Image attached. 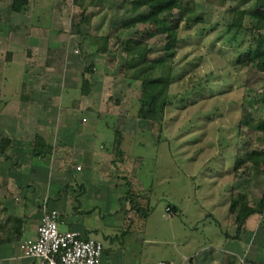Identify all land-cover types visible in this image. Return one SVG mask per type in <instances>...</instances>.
<instances>
[{
    "label": "rangeland",
    "instance_id": "374dc122",
    "mask_svg": "<svg viewBox=\"0 0 264 264\" xmlns=\"http://www.w3.org/2000/svg\"><path fill=\"white\" fill-rule=\"evenodd\" d=\"M130 1L95 0L85 11L72 0H42L43 12L35 20L40 23L38 29H17L12 24L1 28L0 24V107L20 97L27 74L24 64L14 59L39 57L36 64L41 77L34 79V85L41 89L64 84L60 77L45 75L50 64L62 68L66 57H77L73 61L76 70L87 73L95 89L103 90L99 143L104 140L111 146L118 131L125 135L122 150L128 155L130 171L121 182L135 184L137 189L130 190V198L138 192L145 202V214H139L130 229H118L105 244L133 264L143 258L182 264L184 255L196 254L201 261L216 249L227 250V233L237 235L233 197L242 193L255 205L264 191V172L247 163L249 152L264 150V67L258 61L250 66L235 63L238 51L245 47L238 50L222 35L233 9H244L249 25L256 0L194 1L205 22L191 28L185 22L180 26L172 99L165 120L158 124L140 120L142 82L123 78L121 71L127 62L129 40L147 42L152 58L165 53L167 29L178 17L180 3L173 13L153 21L144 18L149 6L132 11ZM96 36L109 38L106 54L92 43ZM250 42L249 36L244 45ZM261 42L264 32L256 35L254 46ZM90 66L92 71L87 72ZM68 103L66 99L63 112L78 128L80 120L91 115L68 108ZM127 190L113 191L123 194ZM27 201L35 216L42 217L36 203ZM168 204L179 209L178 214H170H176L173 219L164 217ZM250 221L248 231L242 234V228L239 242L235 240L239 252L231 256V264H264V216L253 215ZM144 225L145 234L153 240L146 244L142 243ZM60 229L66 230L64 226ZM13 254L24 256L21 247ZM226 263L225 257L222 264Z\"/></svg>",
    "mask_w": 264,
    "mask_h": 264
},
{
    "label": "crops",
    "instance_id": "0c3cea01",
    "mask_svg": "<svg viewBox=\"0 0 264 264\" xmlns=\"http://www.w3.org/2000/svg\"><path fill=\"white\" fill-rule=\"evenodd\" d=\"M13 1L0 0V24L3 25L1 28L12 24L17 29H38L40 23L35 20L38 13L43 12L40 6L42 0H31L20 12L13 9ZM38 58L14 59L15 62L18 60L24 64L27 74L20 97L7 100L0 107V226L10 227L16 223L17 218L23 222V235L20 240L0 244V264H36V259L13 254L21 247L22 242L38 237V226L42 217H36V211L30 210L28 199L36 203L37 211H42V204L48 201L52 208L59 211L60 226L66 228L64 231H80L88 238L102 241L105 247L103 264H133L127 262L125 255L120 251L105 244L106 241H112L113 233L118 229H130L134 219L139 214H145L146 209L143 206V197L138 196V192L133 193L130 198V190L137 189L135 184L126 179L124 184L121 182L122 176L127 177V171H130L128 155L122 150L123 144L122 156H118L117 137L111 141V146L104 140L99 143L98 118H101L100 104L103 102L100 94L103 90L99 86L95 89L90 76L85 73L91 83L90 93L82 94L80 87L83 73L76 70L73 63L77 57H66L62 68H58L56 63L50 64L45 75L56 79L60 77L64 84L40 89L34 85V79L41 77L39 66L36 64ZM77 93L80 94L79 98L76 97ZM71 94L76 98L72 99ZM66 99L69 102L68 108L79 109L82 113L91 115L84 116L78 128L73 119L65 116L63 112L62 106ZM38 135L53 149L49 158L34 156L33 144ZM122 136L123 142L125 135ZM262 139L264 141V132ZM76 161L74 172L73 164ZM121 187L128 189L127 192L118 194L113 191ZM170 206L175 205L168 204L167 208ZM167 208L166 214L164 213L166 219H173L175 213L179 212L176 206L171 217ZM251 218L253 216L247 220L242 234L248 231ZM146 230L147 226L144 225V244L153 241L145 234ZM228 235L225 252L222 248L216 249L201 261L197 254L190 257L184 255L182 264H222L225 257L226 264H231V256L239 249L237 250L235 244L237 239H234L231 233ZM1 236L0 228V238ZM240 252L243 253V249ZM144 255L142 257H145ZM161 261L174 264L167 259L147 261L144 258L136 264Z\"/></svg>",
    "mask_w": 264,
    "mask_h": 264
},
{
    "label": "trees",
    "instance_id": "16d2710c",
    "mask_svg": "<svg viewBox=\"0 0 264 264\" xmlns=\"http://www.w3.org/2000/svg\"><path fill=\"white\" fill-rule=\"evenodd\" d=\"M195 0H131L133 5L132 11L139 10L144 6H149V13L144 18L160 21L162 14L173 13L177 5L180 3V11L178 17L173 19L172 24L168 27L166 50L163 55L158 58L151 57L150 45L143 40L127 41V62L121 76L123 78H131L142 82V90L140 97V106L138 116L141 119L161 123L165 120L166 111L172 99L171 84L176 78V55L177 48L180 43L181 24L185 22V26L191 28L194 24L204 23L203 16L198 13L194 7ZM31 0H14L13 9L20 12L24 6L28 5ZM75 6L87 10L89 6L95 4V0H72ZM212 3L224 4L223 0H211ZM247 12L244 9H233L231 17L226 26V30L222 35H226L227 41L237 48L239 54L235 59V63L250 66L258 61L259 66L264 67V43H259L254 46L256 35L264 32V0H256L255 10L250 14L249 25H246ZM86 22H90L89 17H84ZM126 25H130L126 23ZM251 37V42L244 45L245 38ZM92 43L99 45L97 51L101 54H106L108 50L109 38L105 36L94 37ZM12 57V54L9 55ZM86 71H92L91 66L87 67ZM90 81L85 74L81 77V92L84 95L90 93ZM264 127V126H263ZM262 127V128H263ZM122 134L117 132L116 150L117 155L122 156ZM34 156L36 158H49L52 154V147L47 144V141L40 135L37 136L33 144ZM247 163L251 168L258 169L264 172V150H254L248 153ZM247 164V165H248ZM240 165V164H239ZM174 211L176 206H170ZM42 209V207H41ZM233 214H235V222L238 225V233L234 239H240V233L245 226L247 220L256 214L264 215V191L262 198L255 205L248 202L247 197L242 193H237L233 197L232 206ZM21 219L16 220V223L10 227L0 226L2 236L0 244H8L14 240L22 238ZM227 236L228 233H227ZM170 263V262H169Z\"/></svg>",
    "mask_w": 264,
    "mask_h": 264
},
{
    "label": "built area",
    "instance_id": "2783aa9c",
    "mask_svg": "<svg viewBox=\"0 0 264 264\" xmlns=\"http://www.w3.org/2000/svg\"><path fill=\"white\" fill-rule=\"evenodd\" d=\"M171 214V207L167 208ZM38 237L21 244L26 257L36 259V264H103L104 244L88 238L80 231L60 229V213L48 201L42 204ZM143 264H171L168 261Z\"/></svg>",
    "mask_w": 264,
    "mask_h": 264
}]
</instances>
